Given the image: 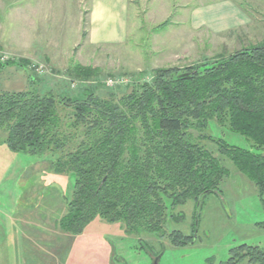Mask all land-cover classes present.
I'll return each instance as SVG.
<instances>
[{"label":"trees","instance_id":"1","mask_svg":"<svg viewBox=\"0 0 264 264\" xmlns=\"http://www.w3.org/2000/svg\"><path fill=\"white\" fill-rule=\"evenodd\" d=\"M31 65L0 55V74ZM66 74L81 82L98 80L102 70L72 59ZM96 84L74 94L43 93L34 84L25 90L0 88V146L46 159L56 174L75 175L65 214L43 224L55 232L52 238L61 232L79 236L100 218L120 223L153 260L160 259L147 237L180 246L193 243L195 232L168 233L167 200L174 210L188 201L197 207L206 195L221 193L229 175L225 159L255 184L264 206V153L218 140V158L198 142L209 137L193 134L207 132L215 121L264 151V43L212 63L158 68L150 82L136 83L122 95L102 92L98 87L106 88L104 82ZM34 243L40 249V242ZM10 252L5 256L14 259ZM220 264H264V247L236 246Z\"/></svg>","mask_w":264,"mask_h":264},{"label":"rangeland","instance_id":"2","mask_svg":"<svg viewBox=\"0 0 264 264\" xmlns=\"http://www.w3.org/2000/svg\"><path fill=\"white\" fill-rule=\"evenodd\" d=\"M222 1L131 0L127 43L100 51L96 58H81L82 62L102 70L98 80H71L66 74L70 60L45 59L42 55L45 57L46 52H43L38 56L42 58L28 59L32 61L30 67L5 69L0 74V88L25 90L34 84L43 93L74 94L85 87L94 88L96 83L115 78L124 79L126 83L98 89L122 95L136 83L150 82L153 71L158 68L212 63L264 43V0H236L242 18L239 14V17L232 14L235 19L229 20L228 25L233 28L223 32L194 28L189 24L188 18L193 10L202 12L209 22L215 21L217 16L230 15L221 11ZM161 3L170 6L168 15ZM181 7L187 10L182 11ZM11 12L7 7L0 11V55L5 59H26L9 50L11 46L25 47L24 42H9L10 39L22 40L20 38L25 34L24 25L12 24ZM166 22V26H161ZM49 27L40 30L47 33L56 30ZM207 129V132L194 131L193 134L196 139L201 135L209 137L198 142L218 158V140L233 147L264 153L245 136L219 126L215 121L210 122ZM223 165L229 170V175L221 182V193L206 195L197 207L193 201H188L174 210L172 202L167 200L170 217L165 227L168 233L180 231L185 236H192L195 228L194 240L187 245L174 246L169 238L153 240L147 237L144 240L152 245V251L162 254L158 264H209V260L220 264L228 259L230 250L236 246L264 247V206L258 188L230 160L225 159ZM49 167L46 159L15 155L6 145L0 146V239L3 240L6 232H11L13 238L17 233V240L20 239L19 244H22V249L16 248L22 257L16 259L17 263L11 258L13 264H153V256L142 246L139 238L127 235L120 223L97 218L79 236L69 237L61 232L60 238L56 235L52 238L55 232L46 230L43 224H52L65 214L76 178L72 173L56 174ZM31 206L35 210L31 217L28 215L25 219ZM18 216L25 219L21 229L17 225ZM24 240L27 242L23 243ZM36 241L40 242V249H36ZM5 253L2 251L4 256ZM9 259L4 257L3 263L12 264L8 263Z\"/></svg>","mask_w":264,"mask_h":264},{"label":"crops","instance_id":"3","mask_svg":"<svg viewBox=\"0 0 264 264\" xmlns=\"http://www.w3.org/2000/svg\"><path fill=\"white\" fill-rule=\"evenodd\" d=\"M222 2L221 11L229 12L230 15L217 16L215 21L209 22L202 12L193 10L188 18L189 24L194 28H207L217 32L233 28L228 25L229 20L234 18L232 14H235V17L240 15L242 18L238 3L236 0ZM161 4L168 15L170 6ZM130 5L131 0H0V11L2 7L10 8L12 24L17 26L21 24L25 27V36L22 35L20 38L22 40L10 39L9 41L11 43L24 42V48L14 46L8 48L11 52H16L18 57L34 60L42 58L38 57L39 54L46 52L45 57L42 55L45 59L65 58L70 61L75 59L83 66H92L82 62L81 58H96L100 51L111 50L127 43ZM181 10L184 11L187 8L181 7ZM48 26L56 30H49L48 33L43 29L40 30ZM84 32H86L85 38L83 37ZM49 35L51 37H48ZM33 210V206L27 210L25 219L28 215L32 216ZM25 219L21 217L17 219L20 229ZM4 235L3 240L0 239V264H4L3 259L6 257L2 251L12 250L15 257L12 260L17 263L19 251L16 248L22 249V244H19L20 239L17 240L19 235L16 233L15 238L10 236L11 232H6ZM12 260L9 259L8 263L13 264Z\"/></svg>","mask_w":264,"mask_h":264},{"label":"built area","instance_id":"4","mask_svg":"<svg viewBox=\"0 0 264 264\" xmlns=\"http://www.w3.org/2000/svg\"><path fill=\"white\" fill-rule=\"evenodd\" d=\"M125 81L126 80H124V79L110 78V79L106 80V82H104V83L107 87H114V86L125 84L126 83Z\"/></svg>","mask_w":264,"mask_h":264},{"label":"water","instance_id":"5","mask_svg":"<svg viewBox=\"0 0 264 264\" xmlns=\"http://www.w3.org/2000/svg\"><path fill=\"white\" fill-rule=\"evenodd\" d=\"M159 259H156L153 264H158Z\"/></svg>","mask_w":264,"mask_h":264}]
</instances>
